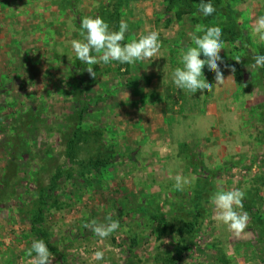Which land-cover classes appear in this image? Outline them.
Segmentation results:
<instances>
[{
	"label": "rangeland",
	"instance_id": "1",
	"mask_svg": "<svg viewBox=\"0 0 264 264\" xmlns=\"http://www.w3.org/2000/svg\"><path fill=\"white\" fill-rule=\"evenodd\" d=\"M212 2L209 22L196 0L180 16L169 0H0V264H32L34 226L52 264H264V68L252 59L264 42L251 33L264 0ZM84 16L114 30L127 21L122 43L159 30L161 57L122 65L98 54L91 76L70 45ZM233 24L223 84L205 66L212 92L178 89L172 72L196 26ZM97 158L112 160L95 168ZM177 174L191 181L183 190ZM235 188L249 215L238 235L212 204L216 191ZM108 213L120 227L100 238L90 222Z\"/></svg>",
	"mask_w": 264,
	"mask_h": 264
},
{
	"label": "clouds",
	"instance_id": "2",
	"mask_svg": "<svg viewBox=\"0 0 264 264\" xmlns=\"http://www.w3.org/2000/svg\"><path fill=\"white\" fill-rule=\"evenodd\" d=\"M198 12L204 17H209L216 12V8L212 0H200ZM128 27L125 20H121L118 30H114L101 16H84L81 19L80 38L71 40L70 45L76 58L88 65L86 70L91 76L95 77L92 65L98 63V54H102L99 55V60L104 63L117 61L122 65L145 60L152 62L151 58L161 57L163 45L159 30L147 31L146 34L139 35L138 39L122 43ZM251 33L260 42H264V15L255 19ZM190 36L194 46L181 50L182 66L176 67L172 72V82L180 90L192 94L199 91L200 95H203L213 91V85L207 82L204 75L205 66L209 73H215L216 84H223L225 81L220 68L224 63L220 52L225 47V41L221 28L215 26L197 25L195 32ZM252 59L257 68H264V54H257ZM231 71L234 73L235 68L231 67ZM174 181L177 190H183L191 183L188 177L179 174L175 175ZM245 197L246 192L240 188L221 189L212 196V204L217 210V220L237 235L246 229L249 220V215L244 210ZM90 223L92 231L100 238L109 237L120 227V221L113 219L110 213L105 215L103 222L97 223L93 220ZM85 227H89V224ZM26 254L32 264H52L54 257L43 239L34 240ZM93 255L96 261H103L105 253L103 250H97Z\"/></svg>",
	"mask_w": 264,
	"mask_h": 264
},
{
	"label": "trees",
	"instance_id": "3",
	"mask_svg": "<svg viewBox=\"0 0 264 264\" xmlns=\"http://www.w3.org/2000/svg\"><path fill=\"white\" fill-rule=\"evenodd\" d=\"M198 3L200 2V0H196ZM219 1V0H218ZM169 2L171 3L172 6H175L177 9H178V13H177V16H180L181 12L183 9V6L185 7H191V3H190V0H169ZM228 4V3H227ZM198 6H195L194 9H198ZM231 12V16L233 15V12L232 10L230 11ZM183 13V12H182ZM207 20H209V22L211 21V19L213 18V15L212 16H209V17H206ZM208 23V21H206ZM234 23V22H233ZM216 24V23H215ZM233 25H231V28H221L219 27V25H215V27H219L221 28L222 30V33H223V36L224 34H228L230 39H235L237 37V34L234 32V29L235 27H233ZM222 36V38L224 39V37ZM240 44H241V41H240ZM244 46V45H243ZM203 58V57H201ZM82 116V114H80V117ZM77 132V131H76ZM75 132V133H76ZM110 160H112V158H105V159H100V158H97V159H94L92 161V166L95 167V168H102L104 167L108 162H110ZM203 188L201 187L200 189H198L195 193H194V197H193V201L191 202L192 205H193V209L195 210V212L197 214L200 213V206H201V199H202V195H203ZM41 210L38 211L33 217H31V223L34 225L38 224V223H41L42 221V218H41ZM148 218L156 223H158V225H161L162 223V220L160 219V216L159 215H148ZM166 225V224H165ZM167 226V225H166ZM197 226V217H194V221L188 223V222H185L184 223V228L186 230V233L189 235V236H192V233H193V230H194V227ZM41 229H37L35 226L33 227V231L35 232V235L42 239L43 238V233L40 231ZM185 230L183 229V231L185 232ZM46 244L47 246L49 247L50 249V244L46 241ZM51 250V249H50Z\"/></svg>",
	"mask_w": 264,
	"mask_h": 264
}]
</instances>
